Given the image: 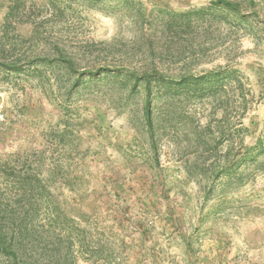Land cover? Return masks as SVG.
I'll return each mask as SVG.
<instances>
[{
  "label": "rangeland",
  "instance_id": "rangeland-1",
  "mask_svg": "<svg viewBox=\"0 0 264 264\" xmlns=\"http://www.w3.org/2000/svg\"><path fill=\"white\" fill-rule=\"evenodd\" d=\"M229 1L0 0V216L58 205L76 264H264V174L224 173L264 143V0Z\"/></svg>",
  "mask_w": 264,
  "mask_h": 264
},
{
  "label": "trees",
  "instance_id": "trees-1",
  "mask_svg": "<svg viewBox=\"0 0 264 264\" xmlns=\"http://www.w3.org/2000/svg\"><path fill=\"white\" fill-rule=\"evenodd\" d=\"M214 6L225 10L228 13L238 14L241 12L239 3L229 0H215ZM198 14V12H196ZM188 16V15H187ZM186 16V17H187ZM68 64L72 65L71 60ZM204 79V77H201ZM149 85V79L144 80ZM197 81V80H195ZM78 83V81H76ZM203 83V82H202ZM207 83H209L207 81ZM164 85V83H162ZM149 90V89H148ZM150 97L146 101V112L144 115L147 131L154 138L153 122L150 106ZM257 145L253 148L244 147L238 160L230 162L224 170L228 176L236 175L240 168H243L239 181H243L244 172L249 165H255L256 172L264 174V143L256 140ZM263 160L258 164V157ZM258 164V165H257ZM235 167V169H234ZM25 213L20 217L0 216V264H64L75 263L72 241L65 235L64 214L61 213L58 205L33 204L24 209ZM54 214H48L52 212ZM0 212L1 209H0ZM13 212V211H12ZM32 213L28 215V213ZM40 212L47 213L41 216ZM72 230H77V225H72ZM79 232V229L78 231ZM75 237V235H73ZM90 263L88 261H84Z\"/></svg>",
  "mask_w": 264,
  "mask_h": 264
},
{
  "label": "built area",
  "instance_id": "built-area-1",
  "mask_svg": "<svg viewBox=\"0 0 264 264\" xmlns=\"http://www.w3.org/2000/svg\"><path fill=\"white\" fill-rule=\"evenodd\" d=\"M3 118H2V114L0 113V120H2Z\"/></svg>",
  "mask_w": 264,
  "mask_h": 264
}]
</instances>
